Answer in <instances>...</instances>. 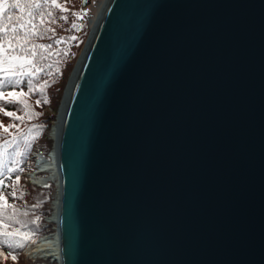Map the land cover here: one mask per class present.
Here are the masks:
<instances>
[{
  "label": "water",
  "instance_id": "water-1",
  "mask_svg": "<svg viewBox=\"0 0 264 264\" xmlns=\"http://www.w3.org/2000/svg\"><path fill=\"white\" fill-rule=\"evenodd\" d=\"M107 1L55 144L61 264H264V0Z\"/></svg>",
  "mask_w": 264,
  "mask_h": 264
},
{
  "label": "trees",
  "instance_id": "trees-1",
  "mask_svg": "<svg viewBox=\"0 0 264 264\" xmlns=\"http://www.w3.org/2000/svg\"><path fill=\"white\" fill-rule=\"evenodd\" d=\"M18 2L24 7L22 13L12 9L11 18L6 10L0 14V264H22V245L43 232L39 224L49 213L43 207L48 205L49 196L43 193L51 188L39 189V194L23 173L30 151L35 148L46 154L52 144L44 134L48 127L34 138L27 124L51 119L47 108L57 109L90 28L81 0ZM17 14L23 17L24 28L12 27L21 22ZM6 236L19 241L15 250Z\"/></svg>",
  "mask_w": 264,
  "mask_h": 264
},
{
  "label": "rangeland",
  "instance_id": "rangeland-1",
  "mask_svg": "<svg viewBox=\"0 0 264 264\" xmlns=\"http://www.w3.org/2000/svg\"><path fill=\"white\" fill-rule=\"evenodd\" d=\"M104 2H105V0H92L91 1V4L89 5V6H87L86 8H84L83 10H82V14H83V16L88 20V22L90 23V28H89V31H88V34H87V37H86V39H85V41H84V43H83V45H82V47H81V49H80V51H79V53H78V57H77V59H76V62L74 63V66H73V68H72V70H71V73L69 74V76H68V78H67V80H66V83H65V85H64V89H63V92H62V97H61V100H60V103H59V105H58V107H57V109L56 110H52L51 108H47V110H48V112L50 113V116H51V119L50 120H48V118H46L45 120H41V121H39L38 120V122H35V121H33V123H31V121H28V124H27V131L30 133V135H32L34 138H36L37 137V135H41V134H43V131L45 130V128H47L48 127V129L47 130H45V132H44V134L46 135V137L48 138V140H50L51 141V144H52V147H51V149H50V152L52 151V149H53V146H54V141H53V138L51 137V128H52V126H53V124H54V122H55V120H56V118H57V116H58V113H59V110H60V107H61V105H62V102H63V100H64V96H65V94H66V91H67V88H68V86H69V82H70V78H71V76H72V74H73V71H74V69H75V66H76V63H77V61H78V58H79V55H80V53H81V50H82V48L84 47V44L86 43V40H87V38H88V36H89V34H90V29H91V27L93 26V23H94V21H95V19H96V17H97V15L99 14V12H100V10H101V8H102V6H103V4H104ZM48 120V121H47ZM43 136V135H42ZM39 139V138H38ZM45 139V138H44ZM47 140V139H46ZM45 140V141H46ZM37 142H38V140H37ZM49 152V153H50ZM34 163V162H33ZM28 166H31V164H29ZM32 167V166H31ZM27 173H30V171L28 170V171H26L25 170V174H27ZM24 174V177H26V175ZM49 174V173H48ZM46 175L47 174H45V176L43 175V177L45 178L46 177ZM48 176V175H47ZM26 181H27V183H28V180L26 179ZM57 183V182H56ZM55 182H50L49 183V188H51V190H49L48 192H46V193H43V195H44V197H48L49 196V203H48V205H46V204H44L43 205V207L45 206L47 209H49L50 211L49 212H51V215L52 214H54V212H55V201L57 200V197H58V189H57V184H56ZM29 184V183H28ZM38 188V187H37ZM39 189L40 188H38V193L39 194H41V192L39 191ZM42 195V194H41ZM50 215V214H49ZM50 215V216H51ZM45 216V215H44ZM44 216H43V218H42V221H40V224H39V228L40 229H43V231L46 229V230H48V232H49V234L50 235H53V234H55V233H57V224L54 222V221H51V223H49L47 226H45L44 225V221H45V219H44ZM49 218V217H48ZM47 220H49V219H47ZM41 233V232H40ZM36 235V234H35ZM40 234H38V235H36V236H39ZM35 236V237H36ZM32 237V236H31ZM7 241H9V242H13V239H14V237H12V236H6V237H4ZM38 238V237H37ZM37 238H36V240H37ZM31 239V238H30ZM29 239V240H30ZM18 242L19 241H15V242H13V245H12V250H15V248H16V245L18 244ZM25 243V242H24ZM19 257H20V255H19ZM28 261H29V259H28ZM20 262H22V264H26V262L23 260V259H20ZM58 262H55L54 260H47V263L46 264H57Z\"/></svg>",
  "mask_w": 264,
  "mask_h": 264
},
{
  "label": "bare ground",
  "instance_id": "bare-ground-1",
  "mask_svg": "<svg viewBox=\"0 0 264 264\" xmlns=\"http://www.w3.org/2000/svg\"><path fill=\"white\" fill-rule=\"evenodd\" d=\"M107 2L108 1L105 0L104 8H105ZM104 8L102 9V11H101V13L97 19V23L100 20V16H101ZM95 29H96V26L93 28L91 38L88 41L89 43L92 39V36L94 35ZM87 47L88 46L86 45L80 53L79 63L77 64L76 69H75V73H74L72 79L70 80V83H69V86L67 88L66 94L64 96V101L60 107L58 116H57V118H56V120H55V122L51 128L50 134H51V137L53 138L54 146L52 149V153L49 155V158H47V162L45 164L46 172L49 173L48 176H46V178H45L46 181L53 180V182H59L60 174H59V169H58L57 146L55 144L58 141V137H59V133L61 130L62 119H63L64 111L66 108L67 100H68L69 94L71 92L72 85H73V82L75 80L76 74H77L79 67L81 65V62L84 58ZM59 195H60V190L58 192L57 200L55 201V212L51 217V220H53L56 223L58 222V210L57 209L59 208ZM30 254L33 256L52 258V259H54V261H57V259L60 260L61 255H60V242H59L58 232L53 234L52 236H49L47 239H45L42 242V244H39L36 249L31 251Z\"/></svg>",
  "mask_w": 264,
  "mask_h": 264
},
{
  "label": "snow or ice",
  "instance_id": "snow-or-ice-1",
  "mask_svg": "<svg viewBox=\"0 0 264 264\" xmlns=\"http://www.w3.org/2000/svg\"><path fill=\"white\" fill-rule=\"evenodd\" d=\"M52 3L55 4L56 0H52ZM56 6L59 7V5H56ZM12 9H20L21 13L24 11V7L18 2V0H10V2H9V0H0V14H3V12L6 10L9 14V18H11L12 17ZM16 19L20 20L21 22L19 24H13L12 27L13 28H16V27L24 28L25 22L23 21V17L20 14H17ZM33 30H35V29L33 28ZM40 47H46V46L41 45ZM10 59H12V60H23L24 58H22V57H10ZM37 71H39V69H37ZM19 95H22V94H20V93H9V96H17L18 97ZM7 114L10 116L12 115L11 112H8ZM12 258L15 259V255H13Z\"/></svg>",
  "mask_w": 264,
  "mask_h": 264
},
{
  "label": "built area",
  "instance_id": "built-area-1",
  "mask_svg": "<svg viewBox=\"0 0 264 264\" xmlns=\"http://www.w3.org/2000/svg\"><path fill=\"white\" fill-rule=\"evenodd\" d=\"M40 257V256H39ZM51 260H54V259H52V258H50ZM55 262H58L57 264H61V262H60V260L59 259H57V261H55Z\"/></svg>",
  "mask_w": 264,
  "mask_h": 264
}]
</instances>
